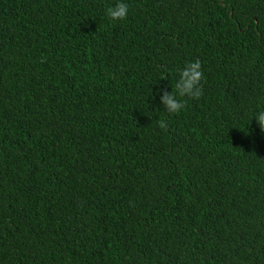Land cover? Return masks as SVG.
Listing matches in <instances>:
<instances>
[{"label":"trees","instance_id":"1","mask_svg":"<svg viewBox=\"0 0 264 264\" xmlns=\"http://www.w3.org/2000/svg\"><path fill=\"white\" fill-rule=\"evenodd\" d=\"M117 2L0 0V264H264V0Z\"/></svg>","mask_w":264,"mask_h":264},{"label":"clouds","instance_id":"2","mask_svg":"<svg viewBox=\"0 0 264 264\" xmlns=\"http://www.w3.org/2000/svg\"><path fill=\"white\" fill-rule=\"evenodd\" d=\"M105 15L109 21L124 20L128 15V5L122 0H118L117 3L106 9ZM204 79V72L199 60L186 63L179 72V79L176 81L174 89L171 92L164 91V95L160 97L166 111L169 114H179L186 106L183 100L184 97L199 99L203 94L202 81ZM161 90L158 89L157 94ZM253 118L256 119L260 131L264 133V110L256 113ZM158 125L165 130L168 127L163 119L158 121Z\"/></svg>","mask_w":264,"mask_h":264}]
</instances>
